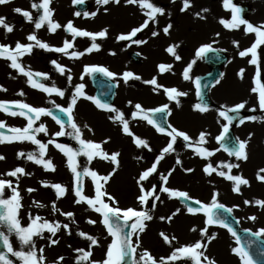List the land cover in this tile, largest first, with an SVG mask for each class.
<instances>
[{"label": "rangeland", "instance_id": "1", "mask_svg": "<svg viewBox=\"0 0 264 264\" xmlns=\"http://www.w3.org/2000/svg\"><path fill=\"white\" fill-rule=\"evenodd\" d=\"M39 2L41 0H38ZM56 0H52L53 4H55ZM92 1V0H90ZM248 1V0H247ZM61 2H67L68 8L72 7L73 0H61ZM157 2L158 7H162L159 5V2H163L162 0H152V3L154 4ZM251 4V7L253 8L254 5L251 1H248ZM12 6L14 7V3L19 4L21 3V0H12ZM206 3H209L208 1ZM10 3L4 4L3 7L0 6V17H3L7 14L8 7ZM125 4V3H124ZM163 4H167L164 2ZM248 4V5H250ZM126 6L130 7L129 5L125 4ZM155 5V4H154ZM197 12L195 14H192L190 18V23L194 28L192 27L193 31L197 30H203V31H215L217 30V25L213 28L209 27L208 25H212L209 23L208 19L210 20L211 17H206L205 19L199 18L196 14L201 13L203 14H209L210 13V7L209 5L204 4H198L195 5ZM220 10H223L226 13L225 19L231 20L232 13L230 10H225L223 5H215ZM5 7V8H4ZM214 7V6H213ZM212 7V10L214 8ZM15 8V7H14ZM165 8V5H163V9ZM207 8L209 11L207 13H203L202 9ZM20 9L25 10L24 6ZM52 10L55 11V14H53L52 17L56 15V7L55 5L51 7ZM74 10V7L72 8ZM71 9V10H72ZM114 9L121 10L123 9L122 6H116ZM216 9V8H215ZM42 10V9H41ZM95 10V8L93 9ZM43 11V10H42ZM254 11V10H251ZM187 12V11H186ZM54 13V12H53ZM221 13V12H220ZM87 14H92L90 11ZM113 14V11H111L108 14V18H110ZM75 13H68V17H73ZM119 15V13L117 14ZM128 15V13H127ZM132 16H135V13H131ZM191 14L186 13L184 15L189 18ZM230 15V18H229ZM82 16V17H81ZM178 16V15H177ZM182 17V16H181ZM106 18V17H105ZM247 21L251 24H255L256 26L264 25L262 22V18L259 16H256L253 13L248 15ZM79 21L82 20H88L87 16H84V14L81 13ZM147 19V17L144 16V21ZM126 18H122L121 15L116 18L115 23L117 24H123L121 26V34H129L128 31L130 29H135L137 26L142 23V21H138V19L135 22L127 21L125 22ZM204 20V22H202ZM207 20V21H206ZM76 19L72 22L73 26L80 30H86L88 32L92 33H99L100 31L107 29L106 24L107 22H100L95 25V29L90 30L87 27H83L81 23ZM68 23L70 21H67ZM78 22V23H77ZM125 22V23H124ZM183 24H185V20H182ZM257 24H256V23ZM6 23L9 24V19L6 20ZM142 23V24H143ZM217 22H215L216 24ZM204 24V25H203ZM203 25V26H202ZM116 26V24H115ZM186 29L188 27L184 25ZM198 26V27H196ZM90 27V26H88ZM140 27V26H139ZM45 29L41 28V34L37 33V31H33L32 27L28 28H21L16 29L12 31V33H5V29L0 27V44L10 46L12 49L15 48V45L17 42L21 44H34V41H28L27 36L30 34H35L38 37L41 36L40 41L47 43L51 47H62L63 43L57 44L54 43L53 36L51 37L49 31H44ZM108 30V29H107ZM227 30V29H226ZM189 31V28H188ZM192 31V32H193ZM49 32V33H48ZM131 32V31H130ZM198 32V31H197ZM195 33V32H194ZM212 33V32H211ZM209 32V35L207 38H204L205 36H202L201 39L194 40L193 43H189V48L187 50H181L183 54H186L187 52V58H192V56H196V53L198 49L201 46H205L206 44L213 40L214 38L210 36L211 34ZM108 34V31H107ZM114 38L119 37V33H113ZM142 35V32L140 33ZM70 35V34H69ZM138 36V35H137ZM141 37V36H138ZM81 42V46H78L77 43V37L74 40V47L72 49H69V53H72L76 50V52L84 53L80 58H70V56H66L62 53L57 52H50L46 51L44 49H40L38 47H34L32 53L25 54L21 58H19L18 62L22 64V66L25 67L26 70L30 68L31 71L43 73L47 75V79H44L43 76L41 77H34V79L38 83L44 84L46 87H53L62 90L65 92V95L63 98L57 96L55 93H52L51 95L37 89L33 88L28 82L27 77L21 75L17 70L12 69L9 67L10 61L5 59H0V86H3V88L7 89V91H0V101L3 102H9V108L10 111L19 112L20 109L15 106L14 102H20V103H26L32 107L37 108H45L52 112L53 116L55 115V112L59 110L60 108H68L71 97L73 93L75 92V87L79 84L85 85L86 90H83L85 95L95 97L94 95V87L91 82V75L92 73L85 74V68L86 67H102L108 69V71L115 73L113 69L117 67L118 75L121 76V74H124L125 72H131L135 74V72H138V67H143L142 62H140V59L137 60L136 58L129 57V53H140V57H142L143 61L145 62L144 66H146L147 62H151V64H156L158 61H160L158 58H150L149 51L145 50L144 48H141L140 50L137 49H129L125 51L124 56L122 57L123 60L129 62L127 65L123 64V61H120V64H116L115 61L113 62L114 57L111 56L110 58H107L106 56H102V54L106 55L107 51V45L104 47V45H100L106 42V38H97L96 43L99 44L100 50L99 51H92L91 53H87L86 49L91 46V38L89 37H79ZM86 40V42H84ZM136 41V39H134ZM69 42H73V37H68ZM212 42V41H211ZM121 45H124L123 43ZM213 45L214 44H210ZM219 46L218 44H216ZM226 51L227 56L229 57V62L234 61L235 59L239 58V55L237 56L232 55L227 49V47L223 46ZM194 49V54H192V50ZM136 51V52H131ZM165 51V50H164ZM127 52V53H126ZM166 52V51H165ZM136 53V54H138ZM168 53V52H167ZM257 59L259 64V71H260V83L264 84V45H260L257 48ZM191 54V55H190ZM250 55V54H249ZM163 58L168 59L166 55L163 53ZM250 57L247 56L246 62H249L251 60ZM239 60V59H238ZM55 61L57 64L63 66L66 71L63 75L59 73V71L55 68V65L52 63ZM166 61V60H165ZM164 61V62H165ZM176 61V60H175ZM166 63V62H165ZM111 64V65H110ZM114 64V65H113ZM128 65L130 66V69H128ZM189 64H187L188 67ZM239 65V64H238ZM237 65V66H238ZM250 65V64H249ZM111 67V68H110ZM192 66V70L189 73L191 79L187 80V85L181 89V92L188 93L187 102H179V106L176 108H172L171 101L164 98L167 94L164 92V88H176L178 90V85L170 82L168 80L161 82L162 91H161V99H149L147 101H142V99L139 97L140 86L133 87L132 84L125 83L123 81V84L119 87V92L116 98H119L121 96V89L125 88L126 86L129 89H126L127 92L131 95V103L130 109L127 111L121 109L119 112H124V114H128L130 119H133L132 113L136 111L134 108L135 104H140L143 109L145 110H153L156 108L163 107L164 105H168L170 114H168V123L172 127L176 128L179 131L185 132L192 141V146L189 147L187 143L184 142L182 138L177 139V144H182L183 149L186 148L189 150L187 154V159L190 163H192L196 169V175H193V178H196L197 180H201L203 178L210 180L213 185L211 186H205L203 188H195L194 186H189V189L185 190V192L188 194L189 197L192 198V200H199L203 204H211L212 198L214 193H219V196L217 197V200L220 204H223L227 208L233 209L234 216L238 219L240 225L244 229H249L253 232H258L261 229H264V208H261L259 205L255 203V201H264V181H260L257 178V174L259 170L264 169V111L259 109L258 104V93H253L252 89L256 87V71L257 66L251 65L248 69L244 70V75L247 78L246 82H243L241 80V77L239 76V73L241 69H229L230 65L224 69V77L219 80V83H217L213 88V91L211 92V96L213 98V102L215 104V107L208 108L209 111L206 113H200L199 111H195L194 105H196L198 102L195 98L196 93V86H195V77L197 73L201 70L202 73L206 72V69H198V67L201 66ZM70 69V72L67 71ZM76 69V70H75ZM122 69V70H121ZM182 70L181 72H183ZM140 72V71H139ZM160 73V71H158ZM200 72V73H201ZM174 75L176 74V71H173ZM116 74V73H115ZM141 73H137V75L140 76ZM72 77L71 84L68 83V76ZM81 76H83V79H81ZM183 76L178 74V78H182ZM120 78V77H118ZM262 79V80H261ZM253 81V84H252ZM129 82V81H128ZM224 86H226V89L223 90ZM145 89H148L145 87ZM220 90H223V95L218 96ZM86 91V92H85ZM149 91V90H148ZM23 92L24 95H18V93ZM150 92V91H149ZM154 92L149 93L148 95L151 96ZM83 101V102H81ZM54 102V103H53ZM170 102V103H169ZM246 102L245 108L242 110L244 115V123L238 124L235 127V134L239 141H247V147L245 149L248 159L245 160H236L234 156H229L227 152L224 151L223 148L219 147V143H217L216 137L221 135L223 126L227 124V121H225L222 117L219 116V111L224 110V107H234L236 104ZM79 104H85L87 109H90L93 111V116L99 117L102 120H106L107 124L102 125L100 123L99 119L95 121L93 118H90L82 113H77V109L79 107ZM114 105V104H113ZM113 108L117 109V104L112 106ZM251 109H256L255 111H251ZM26 111V110H25ZM110 112L106 110H101L95 106V104L87 99H84L82 97H78L77 104L75 105L74 111L72 113L73 121H67L68 123L64 124V131L65 135L60 137V139L55 142L59 144H63L69 147H72L73 149H79L80 145L79 143L73 139L68 133L72 132V129L70 127L71 122H75L81 133H82V139L85 141H92L94 143L101 144L102 151L107 153L109 156H111L114 153H119L117 157V162L114 163L112 161L107 160L108 164L106 163L104 165V162L100 159L98 162L94 158L91 162L87 160V158L83 155H80L76 158L78 168V172H83L85 168L95 171L99 176H109L108 182L105 184L104 181H100V183L103 185V190H106V192L114 197L115 201L117 202L116 206H118L122 210H126L128 208H136L140 211L147 210L152 211V205H156L159 201H161V193L158 190L161 189L162 185L168 186L170 185L171 178L168 176L169 167L171 166L169 163L170 160L164 157V159L157 165V172L154 173L147 181H142L144 188L146 191H150L153 186L156 188V195L160 196V200L156 201L154 199H150L147 205H142L138 199V197L142 194L140 191V186L137 183L139 180L140 175L143 171L149 169L156 161V159L160 156V149H163L167 146V144L170 142V137H168L165 134L158 133L154 127L149 125L147 121L142 120L138 118V120L135 122V124H138V127L142 130L149 131L150 135L152 136V139L154 143H161V148H153V143L150 145L148 144V148L143 147H137L136 144L133 141V137L128 136L123 133L122 131V124L119 121H114L113 119H109V117H115V112ZM177 113V115H176ZM182 113L187 114L190 116V120L188 124H186L185 121L181 119ZM67 114V113H66ZM29 115L32 116L33 120L36 121L33 125V128H38L41 125L45 126L47 129V135H50L49 141L51 138L61 131V127L59 124L53 120V126L51 124H48L44 121L45 117H40L38 120L35 118L34 113H30ZM68 115V114H67ZM143 115V113H141ZM195 115L197 119H193L192 116ZM258 117L257 121L253 122L249 120V117ZM17 119L20 121L22 119H26L24 116L16 115L11 116L7 113L0 111V122H4L5 128L0 129V132H3L5 136L8 137V133H12L10 131L11 128H15L17 125ZM125 119V117H124ZM130 119H126L129 120ZM27 120V119H26ZM111 125L107 128L108 123ZM28 122V120H27ZM186 124V125H185ZM87 125V127H85ZM183 125V126H181ZM27 126V125H26ZM209 126V132L208 127ZM111 128V131L108 132V129ZM129 128L131 132L134 134L135 137L142 139V131L138 129V131H134L132 129L131 122L129 123ZM49 129H52L49 131ZM171 130V129H170ZM201 132H205L208 135L206 136L207 143L200 145L201 147H212V142H214V156L208 157L207 159L202 158L198 156L194 149L197 146L196 141L198 140L199 134ZM31 134L35 135L36 139L40 140L41 143L47 144L48 147L46 149V155L44 159L51 160L55 171H48L47 173H42L38 176V180L33 181L31 176H28V171H30V166L28 163H31L32 161L27 159V155L30 153H35L34 148L38 147L37 151L39 152V146L33 144L31 141H25L19 142L15 145L13 149V155L9 158H6L4 160H0V178L11 181L13 186L15 187L18 185V191L20 193L21 204L22 207L19 209V215L18 219L20 220L21 226L27 227L31 221L29 219V216L36 217L40 216L43 218V221H48L53 224L59 223L61 225L60 230L56 233L55 237H52L50 233L47 232V230L44 231L43 236L44 238L41 239L39 237H34L35 245L37 251L40 248L44 249L43 255L46 257L45 264H56V261L59 257H64L63 261L60 262V264H76L77 259L79 258L80 253L77 251L78 249H84L89 250L90 242L81 236L78 235L79 232H84L88 235H96L99 233L100 228L97 224L94 223L91 225L88 223V221H95L96 223H99L97 219L100 220V214L96 213L95 211L91 210L89 206L86 203H76L75 201L78 199L74 192L75 188L77 187V178L75 175L71 172L70 168L68 167V160L67 157L59 151L56 147L55 150L58 152L59 157L54 158L51 155L53 152L52 149L54 147L52 143H49V141H46L44 139L43 132L35 133L32 132ZM114 135L118 136H124L125 137V144L122 143L120 140L121 138H117L119 140L114 139ZM209 136V137H208ZM251 137V139H249ZM44 139V140H43ZM107 141V143H105ZM11 144V143H10ZM8 142H5L3 144H0V155L3 156L2 151L6 148L11 146ZM176 143L173 145V148L175 149L178 147ZM4 147V148H3ZM11 149V148H10ZM151 149V151H149ZM159 149V150H158ZM207 149V148H205ZM208 150V149H207ZM210 151V152H213ZM25 153V156L20 157L19 153ZM56 154V153H55ZM131 161L127 163V161ZM208 163H211L213 167H215V164L219 163L220 165L227 164V163H233V164H239L238 168H233L231 171L232 175H240L243 178L247 179L249 181V185H241L240 186V193L237 194H229V188L226 186L227 184L223 181V177H220L216 173H213L211 176L205 174L203 171L204 167L207 166ZM168 164V165H167ZM167 165V166H166ZM40 169L44 170V167L42 165H37ZM20 167L25 170V175H20L19 179L16 177H10L7 176L6 173L9 171L14 170L15 168ZM220 170V169H218ZM223 170V169H222ZM227 172V169H225ZM123 175V179L119 180V177ZM161 175L168 176L167 183L165 184L164 181L160 179ZM261 175H264V173H261ZM43 176V179L41 181V177ZM195 176V177H194ZM221 179V180H220ZM82 186H83V195L93 198L95 195V183L93 182L92 178L90 176H82L81 177ZM44 183H47L48 185H54V184H60L61 186H64L67 189L66 194L63 197L58 198L55 190L52 187H45ZM158 183V185H157ZM41 184V185H40ZM28 189H34V191L29 192ZM11 195L10 189H5V197H9ZM251 197V201L249 204H245V198ZM34 202L40 203L44 205V207L37 208L34 206ZM106 203H110L107 198H105ZM55 204V207L59 209L60 211L54 212L52 205ZM111 206V204H110ZM192 207H199V205L192 204ZM73 213V217H68L65 215L66 213ZM64 213V214H62ZM200 215L194 216L193 220L197 221L199 225H201V230L205 227H208V236H215V239L212 241H218L220 240V243L217 246V251H214L212 249L210 257L215 259H219L217 255L219 254H227L236 256L233 254L232 249L234 247H237L235 238L227 231L226 228L220 227L218 225H212L208 226L206 225V216L203 214V211L199 212ZM197 214V213H196ZM255 216L256 220H250L249 217ZM133 222V221H131ZM67 224L68 228L65 229L63 225ZM146 224V222H145ZM147 225V224H146ZM101 227V226H100ZM5 231V234L7 233L6 228L3 229ZM69 231L71 232V235H69ZM10 243L13 246L14 250L19 251L20 250V242L17 238V236L13 234H8ZM194 240H191L190 245H193L197 241H203L204 244L207 246L209 245L207 236L201 237L200 240L198 238V235L195 234ZM264 238V237H263ZM50 239H56L59 240L58 244L51 245ZM112 239L108 236L104 239V246L102 248H99L98 246L92 247L90 250L92 251L93 255L91 257V260L102 262L104 259H106V251L107 247L110 245ZM134 243L136 242V237L133 236ZM144 241V242H143ZM211 241V242H212ZM180 240L176 241V249L180 247L179 244ZM182 242V241H181ZM139 243L140 247L136 249L135 253V259H139L140 255L147 250L151 255L159 261L161 257L167 258L170 256L171 251H174V246H171L170 244H167L164 242L162 236H158L157 234L150 235L147 233V230L140 234L139 236ZM211 244V243H210ZM0 253L7 252V249L5 248L2 239H0ZM27 251V247L24 249ZM139 254V255H138ZM216 254V255H215ZM237 257V256H236ZM239 258V257H238ZM9 259L13 261V264H22L21 261H19L17 258L12 257L11 254H9ZM87 264V262H85ZM133 264V263H131ZM169 264H193L192 261H190L187 258L177 260L175 262L169 261Z\"/></svg>", "mask_w": 264, "mask_h": 264}, {"label": "snow or ice", "instance_id": "2", "mask_svg": "<svg viewBox=\"0 0 264 264\" xmlns=\"http://www.w3.org/2000/svg\"><path fill=\"white\" fill-rule=\"evenodd\" d=\"M12 0H0V5L11 3ZM84 0H73L74 4H81ZM121 0H96V3L104 6L108 5L110 3L114 4H120ZM175 2V0H173ZM52 3V0H41V2L37 3L36 0H32L31 7L32 9L36 11L43 10V14L39 16L38 20L34 21L31 13L29 11L22 10L20 8H15L14 12L21 14L27 22H34L35 29H40L42 26H44L46 23L50 29L51 33H55V31L59 28H61V25L57 22H53L52 16L53 11L50 9V4ZM126 3L128 5H138L139 8L142 10L143 14L147 17V19L144 21V23L135 29H133L129 34H121L118 37V40L120 41H129L132 40L133 37L137 36V33L141 32L143 29H146L149 26V22H155L157 14L164 15V9L158 6H155L153 3L150 2V0H126ZM190 7H192V4L190 3V0H183V6L181 8V11H187ZM223 7L225 10H230L232 13L231 20H225L221 19L219 21L220 24L223 25L225 29L228 30H237L240 28L241 25L246 26L245 27V34L248 33H255L257 35V39L255 43L247 50H243L239 52L240 57H247L249 54H251V60L249 61L252 65L257 66L256 71V87L252 89L253 93H258V104L259 109L264 111V84L260 83V71H259V64H258V53L257 48L264 44V25L260 26H254L244 18H242L241 13L242 9L237 7L235 4H233L232 0H223ZM209 9L204 8L202 9L203 13H207ZM76 16H80V12L75 13ZM85 16L88 14L85 13ZM96 13H92V16L94 17ZM199 18L205 19L201 13L196 14ZM0 27L5 29V33H12L13 26L6 23V19L4 17H0ZM172 25H167L163 32L167 35L169 33V30L171 29ZM65 31H67L70 35L73 36V42L65 41L62 47H51L47 43H44L37 39V36L35 34H30L27 36L28 41H34L35 43H29L27 45L21 44L19 42L16 43L15 48L12 49L10 46L0 44V59H5L10 61L9 67L12 69L17 70L21 75L27 77V82L33 87L37 88L49 95L52 93H55L57 96L63 98L65 95V92L56 88L55 86L49 88L46 87L42 83H38L34 77H41L43 76L44 79H47V75L39 72H33L30 70L25 69L24 66H22L21 63L18 62L19 58H21L25 54H31L34 47H38L40 49H44L46 51L50 52H57L62 53L66 56H70V58H80L84 53L81 52H72L69 53V49H72L74 47V40L76 37H89L91 38V46L86 49L87 53H91L92 51H99L100 47L96 43L97 38H106L107 37V29H104L100 31L99 33H92L88 32L86 30H80L73 26L72 22H69L66 27ZM153 36L159 35L158 32H153ZM219 35V34H217ZM137 44L147 43V41H141L136 40L134 41ZM237 47H239L238 42H234ZM179 47V45H173L166 49V51L171 54L175 60L179 61L181 60V57L177 54L176 48ZM214 51V49L211 47V45H205L201 46L196 56L197 58H204L207 53ZM115 55V53H112ZM55 65V68L59 71L61 75H63L66 71V69L57 64L55 61L52 62ZM195 64V60H193L188 67L183 71V78L184 80H190L191 77L189 73L192 70V65ZM160 73H164L166 71H171L172 66L171 65H159L158 66ZM70 72V69L67 70ZM95 72H101L105 74L106 76L112 77L115 79V74L108 71L106 68L102 67H86L85 68V74L89 73H95ZM244 70L241 69L239 76L241 79L243 78ZM68 83L71 84L72 77L69 75L67 77ZM81 79H83V76H81ZM130 79L134 80H140L141 77L134 75L131 72H125L123 74V80L125 83H128ZM146 84H150L154 86V91L157 88L163 87L161 85L157 84V79L153 78L149 81H144ZM196 88H197V96L201 97L202 93L200 91L201 84L200 80L197 79L195 81ZM216 83H219V81H216ZM83 84H79L75 87V92L73 93L71 97V101L68 108H60L61 112L67 113L69 121H73L72 113L74 111L75 105L77 104L78 97H82L84 99L92 101L95 106L101 110H106L108 112H115V117H109V119H113L114 121H119L122 124V131L124 134L133 137V141L136 144L137 147H143L148 148V142L144 139H140L134 136V134L131 132L129 128V121L124 119L123 113L119 112L118 109L113 108L112 106L102 103L98 98L91 97L85 95L83 89ZM0 91H7V89L3 88V86H0ZM164 92L167 94V97L169 100L175 101L177 103V106H179V100L177 97L185 96L187 95L184 92L178 91L176 88H164ZM18 95L23 96L24 93L20 92ZM15 106L20 109L19 112L10 111L9 108V102H3L0 101V111H3L11 116H24L28 120L27 126L23 129L20 128H11L10 131L13 133L11 137L5 136L3 132H0V144H3L5 142L12 143L14 141H31L33 144L39 146V158H37L36 153H30L27 155V159L30 161H33L37 165H42L44 167L45 171H55V167L51 160H45L44 156L46 155V149L48 147L47 144L41 143L40 140L36 139L35 135L31 134L32 132L40 133L43 132L47 135V129L45 126L41 125L38 128H33V125L35 121L33 120L32 116L29 115L30 113L35 114V118L38 120L41 116H52L53 120L57 124L60 125L61 131L56 133V136H64L66 133L63 130L64 124L62 121L56 117L53 116L52 112L49 110H46L45 108H37L32 107L26 103H20V102H14ZM54 103V102H53ZM131 103V102H129ZM246 106V102H242L239 104H236L234 107H224V110L219 111V116L222 117L225 121H227V124L223 126V131L221 135L216 137L217 143H220L224 141L227 138V134L229 132V126L233 123L234 120L238 118V114L241 110H243ZM134 108L136 109L135 112L132 113L133 119H136L138 116L140 119L147 121L149 125L155 128V130L158 133L165 134L168 137H170V142L167 144V146L162 150V153L160 156L156 159L155 163L147 170L143 171L142 174L139 177V180L137 183L140 186L141 195L138 197L140 203L142 205H147L150 199H154L156 201L160 200V196L156 195V188L153 186L150 191H146L142 181H147L149 177H151L154 173L157 172V165L164 159L165 154L170 153L171 151H174L173 145L176 143L178 138H182L189 147L192 146L191 138L183 131H179L176 128L172 127L171 125H168V129H171L168 131L164 124L161 122H158L156 119H153V116L156 114H161V120H163V114L167 113L170 114V110L168 105H164L163 107L156 108L153 110H145L142 108L140 104H135ZM26 110V111H25ZM194 110L199 111L200 113H206L209 111L208 107L206 105H202L201 103H197L194 105ZM256 109H251V111H255ZM143 113V115H140ZM230 113H235L237 115H230ZM258 117L252 116L249 117V120L255 122L257 121ZM245 121L243 119L239 120L240 124H243ZM264 122V121H262ZM70 127L72 129V132L68 133L73 139H75L80 147L79 149H73L72 147L56 143L55 147L61 151L68 160V167L70 168L71 172L75 175L77 178V187L75 188V196L78 198L75 202L76 203H86L89 208L96 213H99L102 217L101 223L106 228L107 233L110 237H112V241L110 245L107 247L106 251V259H104L102 262H97L91 260V257L93 255L92 251L90 250L94 246H98V240L94 238L91 235H88L84 232H79L78 235L82 238L88 240L90 242L89 250L84 249H78L77 251L80 253L79 258L77 259L76 264H123L125 256L133 255V264H169V261L175 262L177 260H181L184 258L189 259L193 262V264H201V261L205 262V264H216L215 260L210 259L208 256L204 255V252L207 251V245L203 243V241H197L193 245L189 246H182L177 249H175L171 255L167 258L161 257L159 261H157L156 258H154L151 253H149L147 250H145L139 257V259H135V253L136 249L140 247L139 243V236L141 233L145 231L146 225L145 221H151L153 219V216L149 213L147 210L143 211H136L132 208H128L126 210L120 209L118 206H116L117 202L115 201L114 197L109 195L106 190H103V185L100 183V181H104L106 184L109 180V176H99L95 171H91L87 168L83 170V172H78V164L76 158L80 155H83L87 158L89 162H91L94 158L100 157L101 159L110 160L114 163L117 162V157L119 153H114L111 156H109L107 153L102 151L101 144L94 143L92 141H85L82 139V133L78 127V125L75 122L70 123ZM87 127V125H85ZM5 128L4 122H0V129ZM208 134L205 132H201L199 134L198 140L195 142L196 147L194 149L195 153L202 157L207 159L208 157H211L214 155L213 152L208 151L207 149L201 147L200 145H203L207 143L206 136ZM251 139V137H249ZM49 143H53V141H49ZM107 143V141H105ZM222 147H224L222 145ZM247 147V141H237V145L229 149L228 147H224V151L228 153L229 156H234L236 160H247L248 156L245 151ZM151 151V149H149ZM20 157L25 156V153L21 152L18 154ZM5 157L0 155V160H4ZM177 164H180L181 161L177 159ZM239 164H233V163H227V164H221L217 167H213L211 163H208L206 167H204L203 171L205 174L211 176L213 173H216L220 177H223L227 179L228 181L234 182L233 191L236 193H240V186L241 185H249V181L245 178H243L240 175H232L231 171L233 168H238ZM220 169V170H218ZM222 169H227V172H225ZM172 171H175V169H172ZM187 172L193 171L192 169H187ZM261 173H264V169L259 170L257 174V178L260 181H264V175H261ZM25 170L23 168L17 167L12 171H9L6 173L7 176L10 177H16L19 179L20 175H25ZM172 173L171 171L168 173V176H170ZM82 176H90L95 183V195L93 198H89L85 195H83V186L81 177ZM168 176L161 175L160 179L164 181V183H167ZM45 187H52L57 197H63L67 189L64 186H61L60 184H54V185H48L47 183H44ZM11 190V195L9 197H5V189ZM29 192L34 191V189H28ZM161 192L167 193L169 198L172 197H178L185 201H191V203L186 204L187 211L190 214H196L200 211H203V214L206 216V225L212 226V225H218L220 227L226 228L227 231L235 238L237 247H234L232 249V252L234 255L239 257V260L241 264H264V245L260 246L259 248V255L261 257L260 260H256L253 258L252 254L250 253V249L252 248V245L255 243V241H251L248 244L247 249L244 247V245L241 243L240 236L237 235L236 231L229 225L227 222V217L223 215V212L232 213V208H225L223 204H220L217 200V197L219 196V193H214L211 204H203L199 200H192L191 197L188 196L186 192L182 191H174L169 189L168 187H162ZM105 198L110 203L105 202ZM22 197L20 196V193L18 191V185L15 187L13 186L11 181H6L2 178H0V239H2L3 244L5 248L7 249V252L0 253V264H13V261L9 259V254H11L12 257L17 258L19 261L22 262V264H45L46 257L43 255L44 249L40 248L38 251L36 249L34 237H39L41 239L44 238L43 233L45 230H47L48 233L51 234L52 237L56 236V233L60 230L61 225L59 223H51L48 221H43V218L40 216L31 217L29 216V219L31 223L27 227L21 226L20 220L18 219L19 215V209L22 207L21 204ZM250 202L245 200V204H249ZM257 205H259L261 208H264V201H255ZM111 204V206H110ZM192 204L199 205V207H192ZM34 206L37 208L44 207V205L40 203L34 202ZM53 211L58 212L60 211L55 207V204L52 205ZM152 208H155V205H152ZM217 210H223L217 211ZM179 213V209L172 215L175 216ZM64 214V213H62ZM68 217H73V213H66ZM161 219H165L164 217H161ZM169 221L172 219V217L167 218ZM250 220L255 221L256 217L252 216L249 217ZM129 221H133L132 223H129ZM90 224L96 223L95 221H88ZM65 229L68 228V225H63ZM7 230L8 234H15L20 242V250H14L12 244L9 240V235L5 234V231L3 229ZM130 229V231H126ZM196 228H193L192 231H196ZM71 235V232L68 233ZM208 234V227H205L200 231L201 237H206ZM163 237V240L167 244H171L172 240L175 239V237H172V240L169 239L167 235L164 233L160 234ZM251 235L256 237H264V229L259 230L258 232L251 233ZM133 236L136 237V242L133 241ZM215 239V236H207L208 243L210 244L211 241ZM59 240L56 239H50V244L55 245L58 244ZM25 247H27V251H25ZM203 249V251H201ZM64 257H59L56 261V264H60L61 261H63Z\"/></svg>", "mask_w": 264, "mask_h": 264}, {"label": "bare ground", "instance_id": "3", "mask_svg": "<svg viewBox=\"0 0 264 264\" xmlns=\"http://www.w3.org/2000/svg\"><path fill=\"white\" fill-rule=\"evenodd\" d=\"M36 2L39 3L38 0H36ZM124 3L127 4L126 0H121L120 4H118V5L114 4L110 7L101 6L97 3H95L96 8L99 9L98 10L99 13H100V11H102V12L113 11V14L108 19H106L104 17V18H101L99 20L92 21L91 23L93 25H96L100 22H104L107 20L106 24H111V23L115 24L116 18L120 15L122 18H126L125 22H127V21L135 22L137 19H138V21L143 22L145 15L143 14V12L139 8V6L138 5H129L130 7H128ZM163 3L161 4L162 5L161 8H163V5H165L164 15L157 14L156 21L150 22L149 26L143 32V36H146V37H142L140 39L141 41H147V43L138 44V46H141L145 50L149 51L148 53L150 54V56L160 58L168 47L173 46V45H179V47L176 48V52L181 58H183L182 55L179 53V50H187L189 48V43H193L194 40L196 41L197 39H201L202 34L192 33V32H190V30L188 31V29H186V27L184 26L182 20L184 18L183 16L186 15L187 12L181 11V8L183 6V0H175V2H173V0H171L167 4H163ZM190 3L192 4V7H190L189 10H191V12L193 14H195L197 12L195 5L203 4L204 2H202V0H197L196 2H195V0H190ZM31 4H32V0H21V3L16 4V8H21L24 6L25 8H27V9H25V11H29L33 17V20L36 21V20H38L39 16L43 14V11L40 10L38 12V11L32 9ZM54 5H55L57 11H56V15L54 17H52V20H53V22L59 23L61 25V28L57 29L55 31V33L50 32V29H49L47 23L44 26H42L41 28L45 29L44 31L50 32L51 37L53 36V38H54V40H53L54 43L60 44V43L67 41L68 37H71V38L73 37L72 35H69V33L67 31H65V27L68 24L67 20H69L70 22H73L75 20V15L73 17H68V13H70L71 10H70V8H68L67 2H61V0H56L55 4H52V3L50 4V9ZM116 6H122L123 9H121V10L114 9ZM52 11L55 14V11L54 10H52ZM118 13H119V15H117ZM127 13H128V15H127ZM131 13H135V16H132ZM11 14L12 15H5L3 17L6 20L7 19L10 20V25L13 26V29L14 28L21 29V28L32 27L33 31H35V32L37 31V33H39V35H42L41 34V28L38 30L35 29L34 22H27L21 14L14 12V9L13 10L11 9ZM99 18H100V16H99ZM184 20H185V22H188L187 19H184ZM208 21H209L208 24H210V23L212 24V25H208L209 27L213 28L216 26V24L213 20H208ZM202 22H204V21L202 20ZM169 24H171L172 27L169 30V33L166 35L163 32V29ZM120 25H123V24L121 23V24L117 25L114 31L118 30ZM189 27H191V26H189ZM196 27H198V26H196ZM112 30H113V28H112ZM112 30H110V32L108 33L107 36H111L110 33L112 32ZM153 32H158L159 35L153 36L152 35ZM203 34L208 35L209 33H203ZM211 35H212V37H215L216 34L211 33ZM250 35L251 34H249V35L245 34L242 31H240L239 29H237L233 33L232 32H229L227 34L223 33L220 36L216 37L215 40L226 45L228 48H231L232 45L235 44L234 42L242 41V45H243L247 41V39L250 37ZM38 38L40 40L41 36H39ZM80 42H81L80 38L77 37L78 46H81ZM84 42H86V40H84ZM106 42H107L108 47H109L108 49L115 51V52H120L119 45H121L122 43L125 45L128 44L127 41H120V40H118V38H112V40H109L106 37ZM100 45L105 46L106 44L103 43ZM262 45H264V44H262ZM128 47H134V46H128ZM74 52H76V50ZM166 57L170 60L173 59V56L171 54H166ZM0 62H2V61H0ZM183 62H186L185 58L183 59ZM242 62L245 64L246 69L252 65L250 62H246L245 60H243ZM234 67L237 68V66H234ZM138 69H139L138 72H135L134 75L139 76V75H137V73H141L139 76V77H141V79L140 80L130 79L128 84H132V86L134 88L140 86L141 93L139 94V97L142 99V101L143 100L147 101L149 99H152V100L153 99H161L162 87L157 88L154 91L153 90L154 86H152L150 84H146V83H144V81H149L153 78H156L157 84L161 85V82H163L162 81L163 77H165L164 81L167 80L166 76H167L168 71L164 72L163 74L159 73L158 72V70H159L158 66H157V68H155V66H152V65H146V66H143L140 68L138 67ZM122 84H123V82H122ZM145 87H147L148 89H145ZM85 89L86 88L84 87L83 90H85ZM126 89H129V88L126 86L125 88L121 89V96L119 98H116V101H115V103L117 104L116 108L119 111L121 109L127 111L129 109V106H130L129 102L131 101V95L127 92ZM152 92H154V94L153 95L151 94V96H149L148 94L152 93ZM164 98L166 99V96ZM180 100H183V98L180 97ZM81 102H83V101H81ZM169 105H171V107L173 109L177 107V103L175 101H172V100H171V103ZM86 107L87 106L85 104H79V107L77 109V113H82V114H84L90 118H93L95 121L99 122L98 120L101 118L93 116V111L90 109H87ZM124 112H122V113H123L125 119H130L129 115L124 114ZM176 115H177V113H176ZM41 117H43V118L45 117L44 121L53 126L54 122L51 121L52 118L50 116H41ZM138 118H139V116L136 119H130V121L128 120L129 123L131 122V124H132V129L134 131H138V129L141 130L142 131L141 133L143 135L142 139L146 140L149 145L151 143H153V148H156V149L161 148L162 147L161 143L152 142L153 139H152V136L150 135V130L149 131L142 130L138 127V124H135V122L138 120ZM192 118L194 120L197 119V117L195 115H193ZM181 119L183 121H185L186 124H188V122L190 120V116L182 113ZM109 122H110V124L108 123L107 128L111 125V120ZM27 123L28 122L26 119H22L20 121L17 119V125L15 128L23 129L26 127ZM100 123L102 125H106L107 121L105 119L104 120L101 119ZM181 126H183V125H181ZM51 130L52 129H49V131H51ZM109 131H111V128L108 129V132ZM12 135H13V133H10V132L8 133V137H11ZM49 138H50V135L44 134V139L46 141H49ZM117 138L118 139L121 138L120 140L122 141V143L125 144V142H123V141H125L124 136L114 135V139L118 140ZM59 139H60V137L56 136V135H54L51 138V141H53V143H52L53 146H50V147H54V149H52L53 152L51 153L50 156H52L54 158L59 157L58 152L55 150V142H57ZM19 142L20 141H14L11 144L9 143L11 146L8 147L9 149L5 148L2 151L3 156L6 158L11 157L13 155V149H14L15 145L18 144ZM22 142L24 143L25 141H22ZM118 143H121V142H119V140H118ZM177 143L178 142L176 141V144ZM177 145H178V147H176L174 149V151H171L170 153L165 154V156H164L167 159H169L171 162V163H169L171 166H168V167H169V171H171L172 174L170 175V178H171L170 185H168V186L162 185V187H168L169 189L174 190V191L185 192V190L189 189L190 185L194 186L195 188H203L205 186L209 187V186L213 185L210 180H207L205 178H203L202 181L197 180L196 178H193V175H196V172H197L196 167L197 166L195 167L187 159V157H188L187 154H188L189 150H187L186 148L183 149L182 144H177ZM37 149H38V147L34 148V152L36 153L37 158H39V152L37 151ZM163 149H160V153H162ZM47 156L48 155H45L44 158ZM95 159L97 160L96 162H98L101 158L96 157ZM177 159H179L181 161L180 164L176 163ZM101 160H102V162H104V165L107 163L109 166V163L107 162V160H105V159H101ZM129 162H131V161L130 160L127 161V163H129ZM28 165L30 166V171H28L27 174H28V176H31L33 181L38 180V176L41 175L42 173L46 172L48 175V171L40 169L37 166V164L34 163L33 161L31 163H28ZM218 165H220V164L219 163L215 164V167H217ZM172 169H175V171H172ZM187 169H192L193 171L187 172L186 171ZM223 170L226 172L225 169H223ZM122 177H123V175L119 177L118 181L123 179ZM42 179H43V176L41 177V181H42ZM223 181L227 184L226 186L229 188V192H228L229 194H237L236 192L233 191V187H234L233 181H228L225 178H223ZM157 185H158V183H157ZM158 190L161 193V201H159L155 205V208L152 211H150V214L153 216V219L151 221H145L147 224V225L145 224L146 225L145 229L147 230V233H149L150 235L157 234L159 237L161 236L160 235L161 233H164L165 235H167L169 237L170 240H172V237H175V239L172 240V243L170 244L171 246H174L175 249H176L175 243L177 240H180V242H179L180 247L189 246L191 240H194V237L196 236L195 234L198 235V238L200 240V236H201L200 235V231H201L200 226L201 225H199V223L197 221L193 220V217L196 216V218H197V216H199V214L188 213L187 207H186V204L191 203V201H185V200H182L178 197L169 198L167 193L161 192V189H159V188H158ZM245 200L250 202L251 197H246ZM177 209H179V213L176 214L175 216H173L172 214L175 213L177 211ZM170 216L172 217V219L169 221L167 218ZM161 217H164L165 219L162 220ZM97 221L99 223H95V224L98 225V227L100 228V231L96 235H93V237L98 240V247L102 248L104 246V239L107 236L104 232L103 226L100 227L102 225V223L98 219H97ZM91 225H93V227H94V224H91ZM193 228H196L197 230L194 232V231H192ZM219 243H220V240L212 241L211 244H209L207 246V251L204 252V255L208 256L210 259L215 260L216 264H241L238 257L232 256V255H227L226 253L217 255L219 257V259H215V257L211 258L210 255H211V253H213L212 249H214V251H217L218 248L216 245H218ZM201 251H203V249H201ZM172 252L173 251H171V253ZM201 264H205L203 259L201 261Z\"/></svg>", "mask_w": 264, "mask_h": 264}, {"label": "water", "instance_id": "4", "mask_svg": "<svg viewBox=\"0 0 264 264\" xmlns=\"http://www.w3.org/2000/svg\"><path fill=\"white\" fill-rule=\"evenodd\" d=\"M220 61L223 62V60H220ZM218 73H219V70H218V68H217V69L214 71L212 78L216 77ZM207 84H208V82H205V83H204V87H206ZM157 119H158V118H157ZM158 122L163 123V120H161V118H160V119H158ZM243 237L245 238V242H246V244H244V246L246 247V249H247V247H248L249 242H251V240H252V241H256V240L253 238V236L250 235L249 233H242V234H241V238H243ZM256 243H257V242H256ZM259 248H260V245L257 244V246L255 247V243H254V244L252 245V248L249 250L250 253L252 254V256H253L254 259H260V255L258 254V253H259V252H258V251H259Z\"/></svg>", "mask_w": 264, "mask_h": 264}]
</instances>
